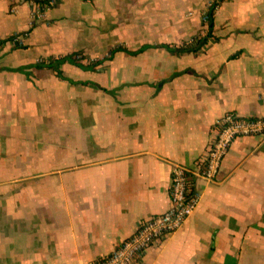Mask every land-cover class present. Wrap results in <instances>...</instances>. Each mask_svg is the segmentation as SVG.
<instances>
[{"label":"crops","instance_id":"crops-1","mask_svg":"<svg viewBox=\"0 0 264 264\" xmlns=\"http://www.w3.org/2000/svg\"><path fill=\"white\" fill-rule=\"evenodd\" d=\"M214 1L57 0L34 20L0 0V264L107 256L168 210L216 120L264 116V0L221 1L196 50ZM190 180L197 208L143 264H264V136Z\"/></svg>","mask_w":264,"mask_h":264},{"label":"built area","instance_id":"built-area-1","mask_svg":"<svg viewBox=\"0 0 264 264\" xmlns=\"http://www.w3.org/2000/svg\"><path fill=\"white\" fill-rule=\"evenodd\" d=\"M56 2L57 0H46L45 4L35 3L31 12L33 19H41L44 11ZM203 21L206 22V17ZM18 41L21 43V40ZM212 132L204 159L197 163L195 168L190 170L180 165L172 166L168 210L139 224L133 234L110 254L88 264H143V254L151 246L179 230L197 208L200 197L195 192L190 175L212 182L218 175L222 161L234 140L264 136V116L241 118L234 113H227L216 120Z\"/></svg>","mask_w":264,"mask_h":264},{"label":"trees","instance_id":"trees-1","mask_svg":"<svg viewBox=\"0 0 264 264\" xmlns=\"http://www.w3.org/2000/svg\"><path fill=\"white\" fill-rule=\"evenodd\" d=\"M33 3H37V4H45L46 0H31ZM223 1V0H215L214 2H212V4H210L209 8H208V12L206 14V29H207V34L206 36H204L203 38H201L194 49H198L199 47H201L207 40V38L211 35L212 29H213V14L215 9L218 7L219 3ZM68 62V63H72V64H76V60L73 59V55H69L60 59H57L55 61H53L50 64H47L46 66L49 68H52L54 70H56V72L59 74V67L60 65H62L63 63ZM41 65V64H40ZM39 65V66H40Z\"/></svg>","mask_w":264,"mask_h":264}]
</instances>
